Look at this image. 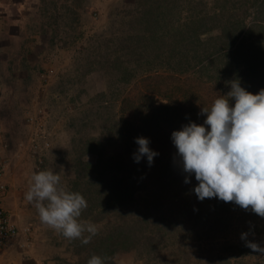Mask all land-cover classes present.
<instances>
[{
	"label": "rangeland",
	"instance_id": "1",
	"mask_svg": "<svg viewBox=\"0 0 264 264\" xmlns=\"http://www.w3.org/2000/svg\"><path fill=\"white\" fill-rule=\"evenodd\" d=\"M216 1L214 4V0H207L200 6L213 11L214 5L228 8L231 3L242 0ZM246 1L248 20L245 19L244 28L239 29L242 33L237 36V43L245 41V52L257 45L259 37L261 41L264 40V0ZM172 6L171 12L166 15L167 22L160 24L157 33L168 31L169 28H165L167 24H174L177 28L193 10L185 0H178ZM41 9L46 21L54 26L52 36L59 45L58 61L51 62L48 68L43 67L41 73L46 69L47 72L40 76L41 79L35 75V71L27 70L20 78V85L6 76L7 71H3L7 84L0 86V154L10 188L5 206L20 230L0 251V264L78 262L79 257L71 250V240L43 224L34 205L25 199L28 181L33 171L52 169L60 175L62 184L70 189L80 169H85L89 161L94 163L98 158L97 153H102L107 160L110 154L123 152V145L116 137L110 138L109 144L96 149V153L89 151L87 141L90 137L106 138L105 127L101 125L104 119L110 117L109 122L122 123L119 109L127 93L137 95L140 90H149L152 83L158 86V93L161 90L169 94L168 91L175 88L174 97L184 96L186 108L196 106L201 110L212 104L216 93L226 95L227 90L231 89L230 81L226 83L225 76H219L225 75L227 68L224 63L228 60L220 55L217 48L210 57L212 62H204L208 64V71L204 68L197 74L193 73L195 68L182 72L191 64L177 70L167 61L160 64V59L156 58L154 63H149L146 57L132 54L128 38L124 44L122 36L129 35L130 28L126 21L136 10L135 0H42ZM196 13L194 9L191 14ZM229 34L224 38H228ZM148 41L147 38L146 44L150 47ZM227 41L230 42V39ZM123 44L126 50L122 49ZM224 47L223 50H227V42H224ZM161 51L163 49L158 52ZM220 63L222 65L218 66ZM125 66L136 76L127 84L116 80ZM52 74L54 78L47 77ZM217 77L222 78L219 80ZM177 87L187 91L183 93L180 90L179 93ZM191 91L194 92L186 96ZM157 98L163 100L160 95ZM33 102L31 108L29 105ZM131 115L126 114L128 119L133 120ZM200 116L199 123L202 124L206 116ZM39 136L47 137L50 146L38 155L34 151V138L39 140ZM105 169L101 168L104 173L101 177H109ZM87 173L86 177H90L92 170H87ZM80 180L82 183V178ZM96 206L102 209L101 202H97ZM214 208V219L217 221L214 230L203 233L202 237L198 229L193 231L195 241L198 240V252H194V249L190 251L193 256L191 264H210L217 261L219 256L224 258V264H264V254L248 247L241 239V233H247L248 241L264 247V218L252 212L250 206L244 209L234 202H227L225 209ZM110 211L109 215L120 217V211ZM80 219L96 223L100 230L109 218L104 212L96 210L93 214L81 215ZM195 220L197 224H202L205 218L202 220L199 216ZM195 220L188 223L192 224ZM235 244L241 246H233ZM115 260L116 264H143L133 252H120Z\"/></svg>",
	"mask_w": 264,
	"mask_h": 264
},
{
	"label": "trees",
	"instance_id": "2",
	"mask_svg": "<svg viewBox=\"0 0 264 264\" xmlns=\"http://www.w3.org/2000/svg\"><path fill=\"white\" fill-rule=\"evenodd\" d=\"M176 1L135 0L136 10L126 21L130 28L129 35L122 36L124 44L128 38L132 52L127 51L137 57H146L149 63H154L156 58L160 59V64L167 61L177 70L191 64L182 72L195 68L193 73L197 74L204 68L208 71V64L204 62H212L210 57L214 55V48H217L220 55L228 60L224 63L227 68L225 75H219L225 76L224 82L239 80L240 85L253 94L264 89V40L261 41L259 37L257 45L247 52L243 48L245 41L237 43V36L246 24L244 21L248 20L247 1L233 2L228 8L214 5V10L208 11L200 6L207 0H185L197 13L191 14L192 10L177 28L174 24H167L165 28H169L168 31L157 33L160 24L167 22L166 15L171 12L172 4ZM216 2L214 0V4ZM226 34H229L228 38H224ZM147 38L150 47L146 44ZM222 40L228 43L225 51ZM124 44L122 49L125 48ZM244 56L247 58L242 59ZM128 68L125 66L123 70L122 67L121 75L116 78L118 82L127 84L136 78ZM150 86L149 90H140L137 95L127 93L123 97L119 109L122 123L113 124L109 122L110 117L104 119L101 125L105 127L106 138L90 137L87 141L89 151L95 152L105 143L109 144L110 138L116 137V140L121 141L124 151L117 155L110 154L107 160L102 153H97L95 162L86 163L85 169H80L75 183L70 186V190L81 193L87 200L88 206L81 215L99 210L109 218L104 228L98 230L89 243L84 244L81 239L71 240V250L79 257L76 264H87L93 254L104 257L105 264H116L115 257L120 252L135 253L143 264H191L193 256L190 251L194 249V252H198V240L195 241L193 231L198 229L202 237L203 233L214 230L217 222L214 219V207H226L227 202L215 197L203 201L197 198L193 188L198 181L193 174L189 177V183L184 182L188 174L183 171L177 149L171 140V133L190 121L200 124V109L196 106L186 108L184 96L174 97L175 88L165 94L161 90L160 93L156 91V84ZM180 90L183 93L187 91L177 87L179 93ZM157 95L163 100L160 101ZM220 95L216 93L214 99ZM128 113H132L133 120L128 119ZM137 137L148 138L149 147L158 152L151 166L146 157L139 163L133 160V153L138 149L135 143ZM102 167H106L109 177H101L104 174ZM87 170H92L90 177H86ZM97 202H101L102 209H98ZM108 208L120 211V217L109 215L111 211ZM199 216L202 220L205 218L202 224H197L195 220ZM193 220L192 224L188 223ZM223 260L219 256L217 261L210 264H224Z\"/></svg>",
	"mask_w": 264,
	"mask_h": 264
},
{
	"label": "clouds",
	"instance_id": "3",
	"mask_svg": "<svg viewBox=\"0 0 264 264\" xmlns=\"http://www.w3.org/2000/svg\"><path fill=\"white\" fill-rule=\"evenodd\" d=\"M226 95L202 107V124L190 121L171 133V140L182 162L185 183L194 174L198 183L193 191L197 198H218L234 202L264 218V89L256 94L247 91L239 80L229 82ZM138 149L133 160L144 157L151 166L158 152L149 147V139L135 138ZM25 199L34 205L40 221L63 237L81 239L87 244L98 233V225L80 219L87 200L62 184L52 169L33 171L28 181ZM87 234V235H86ZM241 239L255 251L264 254V247ZM87 264H105V258L93 254Z\"/></svg>",
	"mask_w": 264,
	"mask_h": 264
},
{
	"label": "crops",
	"instance_id": "4",
	"mask_svg": "<svg viewBox=\"0 0 264 264\" xmlns=\"http://www.w3.org/2000/svg\"><path fill=\"white\" fill-rule=\"evenodd\" d=\"M39 2L42 0H0V86L7 84L3 71L20 85L27 70L35 71L41 79L47 72L41 73L43 67L58 61L54 26L46 21ZM29 106L32 108L34 102Z\"/></svg>",
	"mask_w": 264,
	"mask_h": 264
},
{
	"label": "built area",
	"instance_id": "5",
	"mask_svg": "<svg viewBox=\"0 0 264 264\" xmlns=\"http://www.w3.org/2000/svg\"><path fill=\"white\" fill-rule=\"evenodd\" d=\"M34 120V119H30ZM37 122V119H35ZM31 122V121H30ZM46 136V135H45ZM40 137V136H39ZM34 138V151L43 152L48 146H50V141L47 137L44 139ZM0 154V251L11 242L18 234L19 227L12 220L10 211L5 206V200L9 195V183L6 178L5 164Z\"/></svg>",
	"mask_w": 264,
	"mask_h": 264
}]
</instances>
